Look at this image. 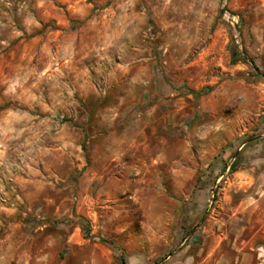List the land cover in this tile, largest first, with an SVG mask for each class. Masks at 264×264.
Here are the masks:
<instances>
[{"label": "rangeland", "instance_id": "1", "mask_svg": "<svg viewBox=\"0 0 264 264\" xmlns=\"http://www.w3.org/2000/svg\"><path fill=\"white\" fill-rule=\"evenodd\" d=\"M123 262L264 264V0H0V264Z\"/></svg>", "mask_w": 264, "mask_h": 264}, {"label": "water", "instance_id": "2", "mask_svg": "<svg viewBox=\"0 0 264 264\" xmlns=\"http://www.w3.org/2000/svg\"><path fill=\"white\" fill-rule=\"evenodd\" d=\"M225 13V9H221V14H224Z\"/></svg>", "mask_w": 264, "mask_h": 264}, {"label": "bare ground", "instance_id": "3", "mask_svg": "<svg viewBox=\"0 0 264 264\" xmlns=\"http://www.w3.org/2000/svg\"><path fill=\"white\" fill-rule=\"evenodd\" d=\"M133 32H134V30H133ZM133 39H135V37H133Z\"/></svg>", "mask_w": 264, "mask_h": 264}, {"label": "trees", "instance_id": "4", "mask_svg": "<svg viewBox=\"0 0 264 264\" xmlns=\"http://www.w3.org/2000/svg\"><path fill=\"white\" fill-rule=\"evenodd\" d=\"M123 264H125V262H123Z\"/></svg>", "mask_w": 264, "mask_h": 264}]
</instances>
